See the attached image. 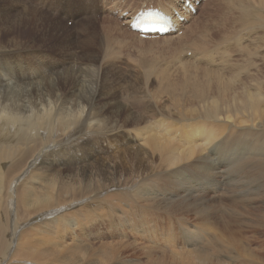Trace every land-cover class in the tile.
Listing matches in <instances>:
<instances>
[{
	"label": "bare ground",
	"instance_id": "1",
	"mask_svg": "<svg viewBox=\"0 0 264 264\" xmlns=\"http://www.w3.org/2000/svg\"><path fill=\"white\" fill-rule=\"evenodd\" d=\"M131 1L133 0H89V2L85 0L84 7L90 11L111 8L117 11L118 19L121 17L120 21L124 22H131L130 18L127 19L128 16L146 7L158 9L169 18V31H173L152 36L155 38L153 40L144 41V37L138 33V36L133 32L130 34L141 44L169 42V57H173L172 60L175 59L174 57H179L181 51L186 52L184 48L191 49L189 50L190 58L186 56L187 51L184 57H181L182 60H175L177 63L173 60L174 63L171 64L180 77L178 81H170L168 67L160 69L161 65L160 67L157 65L160 70L155 66L153 68V64L150 65L151 68L147 67L145 76L149 79L155 77L161 81L164 80V85L158 81V87L171 101L179 100L180 95L177 89L187 92L186 102H174L172 105L178 111V117L182 121L183 119L188 120L187 123L190 119L193 121L175 127L171 122H167L166 125L164 122L165 126L162 127L161 118H158L155 124L149 123L144 127L142 125L145 124H140L143 128L134 127L136 137L142 141L139 146H130L132 141L125 136V145L116 143L114 147L121 152L112 154L111 151L114 148L105 149L104 143L112 147L115 144L114 140H117L113 136L120 129L125 130L129 125L140 123L142 115H137L135 108L150 106L148 103H142L144 106H140L141 99L145 101L146 96L135 91L132 99L124 100L122 94V99L116 97L115 91H111L112 84L116 81L112 80L109 87L108 85L105 87L102 73L97 70H103L97 65L99 57L92 59V56L85 55V47L79 50L77 42L63 44L57 48V54H53L52 50L43 46L40 47L41 45L31 46L30 84L11 89L3 88L5 84L0 82V264H130L122 257L126 249H112L114 244L109 248L94 244L101 239L102 229L107 230L110 241L117 246H123L127 240L132 239L131 243L125 245V247H132L131 251L137 254L132 264H167V259L170 257L164 255L163 258H157L156 251H166L171 248L174 250V246L178 244L175 245L176 238L172 233L164 231L162 234L160 222L164 216L161 211L169 213L172 212L171 209H183L182 202L168 201L178 197L177 184L171 180L173 173L181 172L184 167L189 166L187 163L191 162L193 170H200V174L203 175L202 183L204 181V184L200 185L201 190L196 187L191 188V192L194 194V190H197L196 197H199L202 203L207 195L213 194L214 198L216 189L210 185V181L221 173L223 175L225 171L209 164L211 157L209 155L212 154L210 146L215 151L216 149L225 150L224 141H221L224 135L221 130H209L207 124L213 122L222 124L227 120L232 122L234 114L237 115L239 124L237 127L257 123L258 129L255 130L251 126L240 128L242 133L239 134L246 136V142L243 143L246 148L239 146L244 157L235 160L232 173L238 179L241 176L246 185L259 183L256 185L264 186V160H260L264 159V59L255 61L256 48L251 49L252 46L244 45L243 36L237 35L235 28H232V21H229V27L227 24L219 25L222 30L212 31L211 28L205 27L198 29V25L189 29L192 20L197 17L206 0H134L135 4L130 7ZM67 2L70 3L69 9L74 7V2L70 0ZM31 4L32 11L38 9L44 11L41 17L47 19L50 25L47 30L55 36V41L62 43L64 39L76 41L80 39L81 34L70 33L67 26H62L58 23L59 21H52V13L49 18V13L55 11L56 0H39ZM217 8L226 9L221 4H217ZM239 9L241 11L237 20L239 26L248 25L254 29L263 20L260 13L251 11L247 6L242 5ZM9 12L4 13V22L0 25V54L9 45L3 39L6 27L13 26L25 18L19 17L14 11L16 18ZM68 14L74 16V13ZM32 17L40 19L36 13ZM74 17L77 20L85 18ZM72 20L74 21V18ZM42 27H39V30ZM259 27L264 28L263 23ZM188 31L189 35H187ZM223 31H228L229 34H221ZM229 36L233 41L229 39ZM190 37H194L193 42L189 46L182 45ZM229 45L236 46L235 51H238L243 59L248 57L249 61L246 64H243V59L239 62L244 72L239 71L238 62L224 66L226 75L221 73L222 68L218 72L208 69L207 65L220 63L230 52H233ZM17 48L18 46H9V49L14 51ZM75 57L77 59L74 62L72 59ZM48 62L58 65L59 67H55L56 71L60 68L63 74L52 77L56 71L52 72L49 69ZM194 63L197 65H192ZM5 71H10L9 62H0L1 77L7 80L6 77L9 76ZM112 71L118 74L116 66ZM244 73H247L246 77L241 79ZM259 73L263 76L257 77L258 80H256L255 75ZM148 78L143 81L145 89L149 83L153 82ZM105 88L106 92L103 91ZM109 94L112 100H109ZM112 102H114L113 106L105 108V104ZM196 111H200L201 115H198ZM159 114L170 115L165 110ZM157 128H160V131L157 132ZM235 136L231 140L238 144L240 135ZM215 141L218 143L211 144ZM227 145L225 143L226 147ZM121 146L122 148L118 149ZM158 190H162L159 194L167 193L170 198L166 196L167 198H163L162 201L159 200ZM132 191H134L133 194H131ZM250 195L252 197L254 194ZM209 222L204 225L207 231L212 230V226L216 224L209 227ZM216 231L214 233L217 235ZM189 233L197 237L194 230ZM214 233L212 234L215 235ZM176 234L178 239H182L178 231ZM230 234L234 235L231 232ZM144 239L151 246L144 242ZM196 242L198 243V240L192 239L187 240L186 243L194 245ZM182 251L189 260L194 259L190 261L200 259L205 262L198 263L205 264L210 260L209 254L196 245L193 248H184ZM146 252L151 254L139 256ZM179 253L173 251L177 261L181 255ZM142 257L145 261H140Z\"/></svg>",
	"mask_w": 264,
	"mask_h": 264
},
{
	"label": "rangeland",
	"instance_id": "2",
	"mask_svg": "<svg viewBox=\"0 0 264 264\" xmlns=\"http://www.w3.org/2000/svg\"><path fill=\"white\" fill-rule=\"evenodd\" d=\"M70 1L74 2V4H75L74 7H72L71 9H69L70 3L67 2V0H64V2H63V0H56L55 11H51L49 13V18H50V14L52 13V15H51L52 21H56V22L59 21L58 23H60L62 26H64V27L67 26L66 28L69 29L70 33L81 34L80 39L78 41H76L74 39H68V40L64 39V41L62 43H59L60 41L54 40L55 36L52 35V32L48 31L49 30L48 28H50V25L47 23V19H44L43 17H41V15L43 14L44 11H42V9H38L39 11L38 10L37 11L31 10V5H32L31 3H37V2H39V0H27V1L26 0H0V6H1L0 7V25L4 22L3 17H4V13L6 11H10L9 13L14 15L16 18H17L16 13L18 14L19 17H23V16L25 17L24 19L18 21L17 24L10 26V27H6V29H8V30L6 31V29H5V32H3L5 35L3 39L9 45L7 48L4 49L5 51H3L2 54H0V62L1 63L9 62V64H10V71L9 72L5 71L9 76V77H6L7 80L3 79V77H1V73H0V82L5 84L2 86L3 88L14 89L15 87H17L19 85L30 84L29 76L31 75V70H32L31 69V59L32 58L30 55V47L31 46L35 47V46L41 45L40 47L43 46L44 48H47L48 50H52L53 54H57L56 50L58 47L62 46L63 44L65 45V43H66V45H68V43H70V42H71V44H73V41H74V42H77L79 44V50L81 48L85 47V49H86L85 53H84L85 55L92 56V59L99 57V59L97 60V65H98V67L102 68L103 70H101V69H97V70L99 71V73H102V81H103V84L105 83L104 84L105 87L107 85L109 87V84L111 83L112 80L116 81L115 84H112L113 88L111 90L113 92L115 91L114 95L116 97H118L119 99H122V97L124 96L123 97V99L125 98L124 100L132 99L134 92L137 91L140 94L146 96V98H147L146 99L147 101L146 100L143 101L141 99L142 102L140 103L141 104L140 106H144V104H146V103H148L150 105V106H148V108H147V106H145V108H140V107L138 109L135 108L136 114L139 116L142 115L140 123L138 125H132V126L129 125L128 126L129 128L127 127V129H125V130L120 129V131L117 132V134L113 136V137L117 138V140H114V143H115V144H113L114 146L112 145V147H111V145H105V143H104L103 146L105 149H109V150L111 148L113 149L116 146V143L125 145L126 137L131 139V141H132V144H130V146H133V145H135L134 147L139 146V144L142 141L140 140L139 137L138 138L136 137V129H138L139 126H140L139 129H141L142 126L144 127V126L148 125L149 123L155 124V122H157L156 120L158 118L162 119V127L165 126L166 124H168L167 122H171L173 124V126L175 127L177 125H181V124L184 125V124H188L189 122L191 123L193 121L191 119L189 120L188 123H187L188 120H186V119H183V121H182V119L178 117V111L172 105V103H174V102H179V103L186 102L187 96H188L187 92L177 89L178 93L180 95V98L177 101H171V99L162 92V89L158 87V81H161V80H159V78L152 77L149 79L148 76H145V69L147 67H150V65L152 66V64H153L152 67L154 68V66H155V68L158 69V67H160L159 65H161L160 69H162L165 66L168 67V69H169V80L170 81H178L180 79V77L176 74V72L174 70V66L171 64L174 63L175 60H182V58L184 57L183 55H185V53L187 51L188 52H187L186 56H187V58H190L191 52H189V50H191V49L188 50L187 48L183 47L184 49H186V52L181 51L179 53L180 54L179 57H174L175 59H173L174 60L173 61L171 59L173 57H169V54H170L169 42H166V43L159 42V43H155V44L154 43L141 44V43L137 42L133 38V36L130 34V32H133V33H136V32L129 28V21L128 22L120 21V20H122V18L120 17L118 19L119 15H118L117 11H115L111 8L110 9H98L96 11H90L86 7H84L85 6V0H70ZM86 1L89 2V0H86ZM236 2H238V3H236ZM134 4H135V1L134 0L131 1L130 7L133 6ZM217 4L223 5L226 9L222 10L220 8H217ZM242 5L249 7V9L255 13H260L262 15V19L264 20V0H234V1L233 0H222V1L221 0H206L204 2V4L202 5L200 11L198 12V15L196 17L197 19L194 18L192 20V24L190 25L189 29L195 25H198V29L205 27V28H211L212 31L222 30L219 28L220 27L219 25L227 24V26L229 27L230 26L229 21H232V28H235V32L237 35L243 36L242 40L244 42V45L252 46L251 49L256 48V53L254 54V58L256 59L255 61L256 62L262 61L264 59V45H263V43H264V28L259 27V25L262 26V23H263V26H264V21L262 20L260 22V24L257 25L259 28L257 27L254 29H251L250 27H248V25H244V26L240 25L241 27L239 25H237L238 24L237 20H238L239 16L241 15V11L239 8ZM197 6H199V5L197 4ZM229 7H231V8H229ZM22 11H23V13H22ZM69 12H71L72 14L74 13L73 14L74 16H77L80 18L85 17V18L84 19L81 18V19L77 20L74 16H70L68 14ZM25 13H27V14H25ZM35 13L39 15L40 19L34 17L35 18V20H34V18L32 16H34ZM214 13H216V14H214ZM132 15L130 14L127 19L131 18ZM211 15H212V17H211ZM214 15H215V17H214ZM218 17H219V19H218ZM73 18H74V21L72 20ZM208 18H209V20H208ZM220 19H221V21H219ZM37 22L40 24H38ZM236 26H237V29H236ZM39 27H42V28H40V30H39ZM239 27L241 29H239ZM126 28L129 31H127ZM249 28H250V30H249ZM238 29L241 31H239ZM242 29H244V30H242ZM247 29H248V31H247ZM77 31H80V32H77ZM184 31H185V29H184ZM223 33L229 34L228 31H223L221 34H223ZM179 34H181V32H179ZM46 35H47V37H46ZM187 35H189V31L187 32ZM136 36H138L137 33H136ZM245 37H246V39H245ZM193 38L194 37L187 38L184 41V44H182V45L189 46L193 42ZM153 39H155V38H144L143 40L149 41V40H153ZM229 39H231L233 41L232 37H230ZM231 43H233V42H231ZM10 45L15 46V47L18 46V48L16 49L17 51L16 50L14 51V49H9ZM54 45H55V47H54ZM229 48L233 52H230V54L226 56V59H225L226 61L223 60L220 63H216L213 65H207L206 67L208 69H212V70H215L217 72L220 71V69L222 68L221 73L226 75L227 71H226L224 66H228L232 63L238 62L239 71L244 72L243 70H241V66L239 63L243 59V56H241L238 51H235L236 46L229 45ZM9 52H10V54H8ZM80 53H82V52H80ZM235 53H236V55H235ZM247 58L243 59V64H246L249 61ZM76 59L77 58L75 57L72 59V61H74V60L76 61ZM155 61H156V63L158 62V64H156V63L154 64ZM101 62H103V64ZM175 63H177V62L175 61ZM48 65H49V69L52 72L56 71L55 67H59L58 65H55L54 63L49 64V62H48ZM157 65H158V67H157ZM192 65L196 66L197 64L194 63ZM114 66H116L118 68V74L117 73L114 74V72L112 71ZM160 69H158V70H160ZM256 69H257V67H256ZM200 71H202V70H200ZM247 71H248V69L246 70V72ZM59 74H63V72L60 70V68L57 69L56 73H54L52 77H56ZM246 74L247 73L242 74L241 79L245 78ZM259 74H261V73H259ZM259 74H256L258 76L255 75V78H257V77L262 78L261 76H263V74H261V75H259ZM147 78L149 81H153V82H151V83L148 82L149 84L147 85V87L145 89V82H143V81H145ZM154 78L156 79V81L154 80ZM103 79H106L107 81H104ZM256 80H258V78ZM161 82H162V85H164L165 81L162 80ZM113 85H115V86H113ZM118 87H120V88H118ZM124 88L127 91H125ZM3 90L4 89H2V91ZM123 90H124V92H123ZM103 91L106 92L107 91L106 88L103 89ZM18 94L21 95L20 93H18ZM109 98H110L109 100H112V97L110 94H109ZM113 103L114 102H112L111 104H108V105L105 104V108L113 106ZM142 103H144V104H142ZM142 109H146V110L141 111ZM162 110L167 111L170 115L164 116L162 114H159L162 112ZM196 112L198 113V115H201L200 111H196ZM148 116H154V117L149 118ZM195 117L198 118L197 116H195ZM195 117H193V118L196 119ZM233 118H234V120L232 122H231V120H227L226 122H223L222 124L220 122H213V123L207 124V128L209 130H221L222 135H224V137L221 141H224L223 148L225 150L216 149V151H215L213 149V147L210 146V152H212V154L209 155V156H211L209 161H208L209 164L214 166V167L219 168L220 170L225 171L223 173V175L221 173L218 177H215V179L213 181H210V185L216 189L215 190L216 196H214V198L212 197L213 194L207 195V196H205L206 198L204 199V201L202 203V201L199 199V197H196L197 190H194L195 191L194 194L191 192V188L197 187L199 190H201L200 185L204 184V181H203V183L201 181V178L203 177V175L200 174V172H199L200 170H196V169H195L196 171L193 170L194 168L191 167V164H192L191 162L187 163L189 166L184 167V169L181 170V172L179 171V172L173 173V178L171 180L177 184L176 186L178 189V191H177L178 197H177V199L173 198L172 200L169 199L168 201L174 200L177 202H182L181 204L183 206V209L182 210L171 209L172 212H169V213L167 211H163V210L161 211L162 215L164 216V219H162V221L160 222L161 223V229H163L162 234H164V231L172 233L174 235V237L176 238L175 245L178 244V245L174 246V250L171 248V249H168L166 251H161V250L156 251L157 258H163L164 255H166L167 257H170L169 259H167V264H202V263H198V262H205V261H202L200 259H197L195 261H190V260H194V259L189 260V258H187V256H186V254H185V256H184V254H182L183 253L182 250L184 248H186V249L193 248L195 245L198 248L204 249L205 253L209 254L208 257L210 258V260L208 262H206L205 264H223V262H224V264H234V263L235 264H255V263L256 264H264V257H263L264 256V249H263L264 248V198H263L264 197V193H263L264 192V186L263 185L262 186L256 185L259 183H254L253 185H250V184L246 185L241 176H239L240 179H238V177L234 173H232L233 172L232 165L238 159H240L241 157L242 158L244 157V155L241 154L242 150L239 146H243L244 148H246L245 144H243L244 142H246V136L239 134V133H242V129H240V128L243 126H251L255 130H257L258 129L256 126L257 123L256 124H245L241 127H237V126H239L238 121H237V115L234 114ZM174 121L177 123H175ZM164 122H166V123H164ZM163 123L165 125H163ZM227 123H228V125H226ZM140 124L141 125L145 124V125L141 126ZM230 124L234 125V126H231ZM209 126L211 128L213 127V129H211ZM230 127H232V129ZM229 128H230V130H229ZM233 129H234V131H233ZM235 129H237L236 132H235ZM158 131H160V128H157V132ZM238 135H240V138L238 137ZM227 136L229 138L231 137L230 140ZM233 136L238 137V139H239L238 144H235L231 140ZM214 143H218V141H215L211 144H214ZM225 143L228 144L227 147L225 146ZM230 144H231V146H230ZM121 148H122V146L118 149H121ZM113 152H114V154H117L121 151H117V149L114 148V150L111 151V153L113 154ZM201 154L203 155L202 152H201ZM226 154H227V156H226ZM235 157H236V159H235ZM260 160L263 161L264 159H260ZM224 161H226V162H224ZM227 164L230 166L228 167ZM235 171H237V169ZM226 173H228V174L226 175ZM232 178H233V180H232ZM175 179H176V181H175ZM171 180H170V182H171ZM206 180H207V177L205 176V181ZM234 182H236V183H234ZM138 184L141 185L140 183H138ZM173 187H175V186L173 185ZM205 187H207V186L205 185ZM249 189H252V190L248 191ZM160 191H162V190H158L157 195L159 194ZM240 191H242L244 194L241 193ZM259 191H262V192L259 193ZM209 192L212 193L213 191H209ZM252 192H255V193H252ZM133 193H134V191H132L131 194H133ZM184 193H185V195H184ZM249 193L252 195L254 194V195L251 197V195ZM261 193L263 194V196ZM166 196L167 197L169 196L168 198H170V195H168L167 193L166 194L164 193L162 195L159 194L157 197L159 200L162 201L163 198H167ZM193 196H195V198ZM258 196L260 198H258ZM207 197H208V199H207ZM249 197H251V198L254 197L255 199L253 198L254 200L252 199L253 200L252 201L251 198H249ZM179 200H183V201H179ZM213 201H215V202L213 203ZM249 202H251V203H249ZM212 206L214 208H212ZM188 213H189V215L187 216ZM177 215H178V217H177ZM174 216H176V218ZM195 217L197 218V220H195L196 219ZM220 217H221V219H220ZM214 219L216 222L214 221ZM219 220H221V221H219ZM208 221H210L208 223L209 227H211L214 223H216L212 226L213 228L210 231H207L206 227L204 229V225ZM224 222H226V223H224ZM197 223H198V225H196ZM222 223L225 226L222 225ZM226 225H227V227H226ZM94 226H96V225H94ZM187 228H189V229H187ZM186 230H188V231H186ZM193 230H194V232L197 233V237H193L189 233V231H193ZM177 231H178V234H180L182 236V239L177 238V234H176ZM215 231H216V233L218 232L217 233L218 237H216L217 235L214 233ZM211 232L214 233L215 235H213ZM230 232L233 233L234 235L230 234ZM100 233L102 236L101 239L99 241H95L94 244L104 245L105 247H108V248L110 247V245L114 244V247L112 249L124 248V249H126V251H124V253H123V256H122L123 259L128 261L130 264L135 262L137 254L135 252L131 251V249H133V248L132 247H125L126 244L132 242V239H130L129 241L127 240V242L123 246H117L115 243H112L110 241V239L108 237V232L106 229H102L100 231ZM200 234H202V235H200ZM219 235L222 237H220ZM230 236H231V238H228ZM212 237H215V238H212ZM211 238L213 241L211 240ZM192 239L198 240V243L196 242V244H194V245L186 243L187 240L189 241ZM206 239L207 240L209 239V240L207 241ZM210 241L213 245L211 243L209 244ZM144 242H146L150 245V243L146 239H144ZM215 242H217V243H215ZM184 243H186V244H184ZM224 243H226V245L228 247ZM148 244H147V246H149ZM182 245H183V247H181ZM178 248H180V249H178ZM145 249H148V248H145ZM170 250H172V251H170ZM173 251H176V253L180 252L179 254H181L178 257L179 258L178 261H177V258L175 257V255L173 256ZM238 251H239V253H238ZM240 253L241 254L243 253V254L241 255ZM146 254L150 255L151 252L150 253L146 252L145 254L142 253L139 256L144 257ZM228 256H230V257H228ZM241 256L243 258H241ZM143 257L140 258V261H145V259ZM253 260H255V261L257 260V261L255 262ZM143 264H145V263H143Z\"/></svg>",
	"mask_w": 264,
	"mask_h": 264
}]
</instances>
